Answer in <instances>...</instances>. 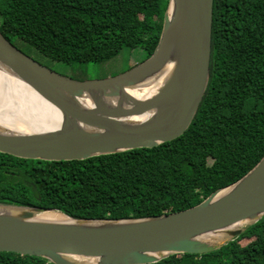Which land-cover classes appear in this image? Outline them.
<instances>
[{
	"label": "trees",
	"instance_id": "trees-1",
	"mask_svg": "<svg viewBox=\"0 0 264 264\" xmlns=\"http://www.w3.org/2000/svg\"><path fill=\"white\" fill-rule=\"evenodd\" d=\"M169 0H0V33L66 65L100 64L122 49L154 51ZM264 156V0H213L209 81L178 138L85 160L0 153V205L72 219H140L188 209ZM245 240L242 245L240 241ZM0 264H51L0 253ZM153 264H264V216L219 249Z\"/></svg>",
	"mask_w": 264,
	"mask_h": 264
},
{
	"label": "water",
	"instance_id": "water-1",
	"mask_svg": "<svg viewBox=\"0 0 264 264\" xmlns=\"http://www.w3.org/2000/svg\"><path fill=\"white\" fill-rule=\"evenodd\" d=\"M213 0H169L152 54L103 79L77 80L43 66L0 33V65L61 115L45 133L0 131V153L42 161L85 160L153 148L181 136L209 81ZM174 66L158 91L137 99L129 89ZM85 98L89 106L79 102ZM0 253L51 264H153L170 255H203L264 216V156L233 184L178 212L140 219L37 220L43 207L0 205ZM238 226H241L237 228ZM216 239V241H211Z\"/></svg>",
	"mask_w": 264,
	"mask_h": 264
},
{
	"label": "bare ground",
	"instance_id": "bare-ground-1",
	"mask_svg": "<svg viewBox=\"0 0 264 264\" xmlns=\"http://www.w3.org/2000/svg\"><path fill=\"white\" fill-rule=\"evenodd\" d=\"M174 62L175 58L171 57L159 73L142 84L129 89L128 93L137 99H147L153 96L168 77ZM7 102L11 103L12 107L19 111L20 119L32 121L38 118L41 120L43 127L37 133L50 132L61 126V115L0 65V104L6 105ZM79 102L86 106L90 105V102L85 98L80 99ZM2 126L5 127V124L0 122V131L9 133ZM2 210L8 213L15 212L11 208L0 209V212ZM35 219L55 222L69 220L58 211L42 212L36 215Z\"/></svg>",
	"mask_w": 264,
	"mask_h": 264
},
{
	"label": "rangeland",
	"instance_id": "rangeland-1",
	"mask_svg": "<svg viewBox=\"0 0 264 264\" xmlns=\"http://www.w3.org/2000/svg\"><path fill=\"white\" fill-rule=\"evenodd\" d=\"M15 45L19 50L43 66L61 75L77 80L103 79L112 77L128 70L129 68L144 60V53L142 50H130L124 48L117 56L100 64L66 65L60 62L49 60L48 58L39 55L32 48L19 41L15 42ZM20 118L19 111L12 107L11 103L7 102L6 105L0 104V122L5 124V127L2 126V128L7 132L16 134H30L37 133L39 129L43 127L41 120L38 118L32 121ZM239 227L241 226H238L237 228ZM211 241H216V239H212ZM240 243L244 245L246 244V241L242 240Z\"/></svg>",
	"mask_w": 264,
	"mask_h": 264
}]
</instances>
